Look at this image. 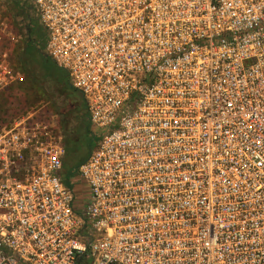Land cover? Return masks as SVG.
<instances>
[{
    "label": "built area",
    "instance_id": "2783aa9c",
    "mask_svg": "<svg viewBox=\"0 0 264 264\" xmlns=\"http://www.w3.org/2000/svg\"><path fill=\"white\" fill-rule=\"evenodd\" d=\"M25 2L98 139L67 182L48 101L0 127V264H264V0ZM22 47L0 0V97Z\"/></svg>",
    "mask_w": 264,
    "mask_h": 264
},
{
    "label": "trees",
    "instance_id": "16d2710c",
    "mask_svg": "<svg viewBox=\"0 0 264 264\" xmlns=\"http://www.w3.org/2000/svg\"><path fill=\"white\" fill-rule=\"evenodd\" d=\"M7 2V7L10 6L11 10L12 8L16 9L14 14H12L15 17L19 16L21 12L31 14L30 18L33 21V26L35 29H38L39 32L40 26L34 16V12L28 10L25 0H8ZM21 23L17 25L19 30L18 32L24 41V48L20 57L21 70L26 74L28 85L34 87L40 95L43 94L44 98L53 101V98L59 91L63 98H65V100H62L64 101L62 103L53 102V107L61 122L67 146V144L75 137L74 133L77 126L80 124L85 125L89 121L85 102L78 91V99L81 105L80 107H77L74 102L66 99L60 86V82L64 80L65 85L70 87L66 72L59 68L50 58L45 56L43 38L39 37L41 44H33L31 39L25 36V24L23 22ZM81 163L77 165L73 173H68V175L64 176L65 181L68 182L70 177L76 175L77 169ZM68 165L69 160L67 158L66 148V154L63 161V173H65V167Z\"/></svg>",
    "mask_w": 264,
    "mask_h": 264
},
{
    "label": "rangeland",
    "instance_id": "374dc122",
    "mask_svg": "<svg viewBox=\"0 0 264 264\" xmlns=\"http://www.w3.org/2000/svg\"><path fill=\"white\" fill-rule=\"evenodd\" d=\"M8 0H6V4ZM16 9L11 10V7L8 6V11L12 17L13 23L16 27V30H18V24L22 22V12L19 16L15 17L14 12ZM22 24V23H21ZM24 43V41H23ZM24 48V44L22 47V50L19 51V54L16 56V62L20 65V57L22 54ZM21 68V67H20ZM61 89L66 97L67 100H70L74 102V104L77 107H80L79 102V93L72 89L71 87H67L64 83V80L60 82ZM59 91V90H58ZM25 94H27L28 97H25ZM35 98L41 99L42 101H48V103L43 102L46 105V108L49 112L54 113L56 112L53 107L54 103H62L65 100L63 96L61 95L60 91L58 94L53 98L52 100L44 98L43 94H39L34 87L27 86V85H15L11 87L9 90H7L1 97H0V127L4 125H8L13 118L23 113L24 110L28 109V106L32 104V102L37 103L38 99L35 100ZM31 107V106H30ZM58 117V115H57ZM74 138L72 141H70L66 148H67V158L69 160V165L65 167V173L63 175H68V173H73V171L76 169L77 165L81 162H83L90 151L94 148L96 141L98 139V132L93 128V126L87 122L85 125H78L75 129ZM74 181V184H73ZM71 185L75 190L80 188L81 183H79L77 180H70Z\"/></svg>",
    "mask_w": 264,
    "mask_h": 264
},
{
    "label": "flooded vegetation",
    "instance_id": "af4514ba",
    "mask_svg": "<svg viewBox=\"0 0 264 264\" xmlns=\"http://www.w3.org/2000/svg\"><path fill=\"white\" fill-rule=\"evenodd\" d=\"M29 10V9H28ZM29 13L24 12L22 13V22L25 24V36L31 39V42L33 44H41L39 37L43 38V41L45 42V35L42 31V29L39 27V32L38 29H35L33 26V21L30 18ZM40 35V36H39ZM43 42V43H44ZM22 43H23V39H22ZM24 44V43H23Z\"/></svg>",
    "mask_w": 264,
    "mask_h": 264
},
{
    "label": "water",
    "instance_id": "95a60500",
    "mask_svg": "<svg viewBox=\"0 0 264 264\" xmlns=\"http://www.w3.org/2000/svg\"><path fill=\"white\" fill-rule=\"evenodd\" d=\"M30 9H32L31 7H29ZM45 56H46V54H45Z\"/></svg>",
    "mask_w": 264,
    "mask_h": 264
}]
</instances>
